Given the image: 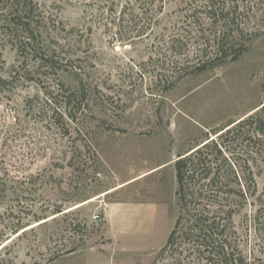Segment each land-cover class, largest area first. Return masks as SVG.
Here are the masks:
<instances>
[{
    "label": "rangeland",
    "instance_id": "1",
    "mask_svg": "<svg viewBox=\"0 0 264 264\" xmlns=\"http://www.w3.org/2000/svg\"><path fill=\"white\" fill-rule=\"evenodd\" d=\"M205 1L34 0L25 19L34 45L73 60L56 72L23 51L9 16L18 0H0L1 210L29 222L10 234L0 264H210L201 241L179 235L198 209L220 222L227 250L264 264V0H235L243 54L198 69L192 57L209 21L195 13ZM249 116L257 122L224 147L231 168L218 162L215 193L181 211L178 157ZM149 206L154 231L138 221L127 236L126 213ZM182 215L178 240L162 253Z\"/></svg>",
    "mask_w": 264,
    "mask_h": 264
},
{
    "label": "trees",
    "instance_id": "2",
    "mask_svg": "<svg viewBox=\"0 0 264 264\" xmlns=\"http://www.w3.org/2000/svg\"><path fill=\"white\" fill-rule=\"evenodd\" d=\"M33 1L34 0H18V4H16L13 9L14 12L9 15L11 19L18 17L17 19L11 20L13 24L12 30H17L24 35L25 44H22V49L23 51L33 52L36 55L35 60L38 65L47 67L48 71L56 70V72H58V70L61 69L58 68V65H61V62H63L65 66L68 67V65L73 62L72 57L64 56L61 58L54 50L44 48L38 43L34 45L33 32L35 28L32 27L33 22H25L26 17L34 13L35 7L38 6V4H33ZM232 3H235V0L234 2L233 0H206L203 10L195 13V16L199 14L203 15V17L205 16L209 21L208 30H202L201 32V41H199L200 48L198 52L195 53V58L192 57L193 61H197L194 65L195 67L197 65L198 69L208 68L214 63L221 61V59L231 58V61H236L247 49V42H241L245 30L242 26V24H244L243 21L239 20V6L236 3L234 5ZM22 14H24V16ZM176 44L179 45L180 48L184 45L180 40H177ZM210 48L212 49L210 50ZM208 50H210V52ZM184 68L185 66L183 65L179 70L182 71ZM66 71L68 70L66 69ZM1 81L2 83L7 82L4 79H1ZM262 109L264 111V106ZM256 118L257 116H249L245 119L232 121L228 126L216 133L219 139L218 141L212 140L207 143H202L178 157L175 162V170L178 184L177 197L179 199L181 211L184 212L186 209L187 212L190 201L192 202L193 199L199 200L205 197L204 193H215V185H217L219 181H221L220 183L223 181V175L220 173L221 167L218 165V162L222 161L223 163H228L229 168H231V163L228 162V158L224 157V147L227 148L229 144H235V141L239 142L242 134L240 131L242 127L248 123L254 125V123L257 122ZM259 122L264 125L262 120H259ZM247 142L250 143L251 141L247 140ZM209 148H212L214 152L212 151L206 154L205 152L206 150L208 151ZM210 155H214L215 157V171L210 165V163H212L209 158ZM206 188L207 190H205ZM2 202L3 198H0V252L7 248L10 234L16 235L21 232L25 233L29 226V222L25 221V219H19L14 222V212L9 209L2 211ZM193 213L195 214H190V218L194 219L195 223L191 226V232H188L186 229L183 230L181 234H179L181 238L197 240L199 243L201 241L200 245H203L201 253L209 255L206 256V260L210 264H248L242 256H238L234 252L235 250H227L226 243L221 241V237H223L225 230L221 229L220 222L212 220L207 216L206 210L198 209L194 210ZM183 218L182 215L176 222L174 229L171 231L161 251L162 253H165L166 250L172 247L178 240V227L182 224ZM184 219L186 220V218ZM187 223L188 222L185 224L188 225ZM195 230L197 233H195ZM75 251L76 250H70L67 254L75 253Z\"/></svg>",
    "mask_w": 264,
    "mask_h": 264
},
{
    "label": "crops",
    "instance_id": "3",
    "mask_svg": "<svg viewBox=\"0 0 264 264\" xmlns=\"http://www.w3.org/2000/svg\"><path fill=\"white\" fill-rule=\"evenodd\" d=\"M112 192V191H111ZM113 216H112V226L114 227L113 233L117 236L122 235L123 231L120 230V225L123 219L122 216V208L120 204H117L115 208L112 209ZM154 210L152 207L136 209L132 207L127 213L125 217V221L127 223V236L133 235L135 236L137 230L141 227L147 228V233H151L154 231L155 222L158 219L157 214L154 215ZM140 222L141 226L137 229L136 223ZM142 230V229H140Z\"/></svg>",
    "mask_w": 264,
    "mask_h": 264
}]
</instances>
